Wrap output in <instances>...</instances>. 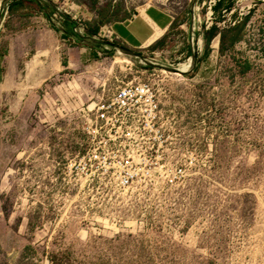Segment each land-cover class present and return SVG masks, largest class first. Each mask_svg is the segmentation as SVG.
I'll return each mask as SVG.
<instances>
[{
  "label": "rangeland",
  "instance_id": "rangeland-1",
  "mask_svg": "<svg viewBox=\"0 0 264 264\" xmlns=\"http://www.w3.org/2000/svg\"><path fill=\"white\" fill-rule=\"evenodd\" d=\"M50 3L48 24L20 25L0 0L1 58L24 25L54 32L67 18L93 37L87 29L147 7L174 23L128 63L110 48L67 70L63 48L55 61L45 50L0 94V264H264V0ZM247 16L233 48L221 53L218 35L205 50L204 32ZM47 64L53 76L37 74ZM136 78L149 79L164 114L176 117L181 136L165 157L186 172L126 192L84 185L68 165L84 151L88 111Z\"/></svg>",
  "mask_w": 264,
  "mask_h": 264
},
{
  "label": "built area",
  "instance_id": "built-area-1",
  "mask_svg": "<svg viewBox=\"0 0 264 264\" xmlns=\"http://www.w3.org/2000/svg\"><path fill=\"white\" fill-rule=\"evenodd\" d=\"M96 37L112 43L111 26L102 27ZM157 94L149 79L136 78L94 103L82 127L84 151L68 165L69 174L84 185L119 192L164 178L181 179L185 165L165 157L181 134L176 117L164 114Z\"/></svg>",
  "mask_w": 264,
  "mask_h": 264
},
{
  "label": "crops",
  "instance_id": "crops-1",
  "mask_svg": "<svg viewBox=\"0 0 264 264\" xmlns=\"http://www.w3.org/2000/svg\"><path fill=\"white\" fill-rule=\"evenodd\" d=\"M50 2L51 0H8L4 5L8 10L9 18L16 24L27 25L30 22L43 25L48 24L49 19L44 6H50ZM16 8L18 10H15ZM57 13L61 14L60 9H57ZM61 16L63 19V15ZM63 21L65 25L54 32L45 26L35 31L32 27L24 28V25L20 28L22 30L9 36L10 38L5 43L4 56L0 57L1 95L12 91L14 87L12 80L21 77L24 73L22 65L26 67L28 59L29 63L33 62L37 54L45 50L50 57L53 55L52 60L55 61L56 51L63 48L64 52L57 58L59 65L67 70H77L82 64L95 59L100 52L113 47L126 48L131 51L152 48L170 32L174 18L161 8L147 7L128 18L112 23L114 41L112 43L104 41L105 45L97 43V34L93 37L77 36L78 28L67 18ZM84 37H89V40L83 39ZM69 42L79 44L72 47L70 44L67 45ZM30 55L32 59L28 58ZM54 66L44 65L43 70L38 71L37 74H42L44 77L53 76Z\"/></svg>",
  "mask_w": 264,
  "mask_h": 264
},
{
  "label": "trees",
  "instance_id": "trees-1",
  "mask_svg": "<svg viewBox=\"0 0 264 264\" xmlns=\"http://www.w3.org/2000/svg\"><path fill=\"white\" fill-rule=\"evenodd\" d=\"M223 1H220L214 11H217L221 7ZM230 6L227 10H230ZM249 20V16L245 17L243 22L235 25L232 28L227 29L226 31H220L216 26L211 27L208 31L204 32V48L207 51L208 47L212 41L219 35L220 36V52H224L226 49L233 48L237 43L242 39V31L245 23ZM88 33L92 36H95L99 31L95 30L93 32L90 29H87ZM230 34V36H228ZM78 36V35H77Z\"/></svg>",
  "mask_w": 264,
  "mask_h": 264
},
{
  "label": "bare ground",
  "instance_id": "bare-ground-1",
  "mask_svg": "<svg viewBox=\"0 0 264 264\" xmlns=\"http://www.w3.org/2000/svg\"><path fill=\"white\" fill-rule=\"evenodd\" d=\"M115 55H116V61H120V62H131V57L130 56H128L127 54H125L124 52H122V51H117L116 53H115ZM93 106V105H92Z\"/></svg>",
  "mask_w": 264,
  "mask_h": 264
},
{
  "label": "water",
  "instance_id": "water-1",
  "mask_svg": "<svg viewBox=\"0 0 264 264\" xmlns=\"http://www.w3.org/2000/svg\"><path fill=\"white\" fill-rule=\"evenodd\" d=\"M8 0H2V3H6ZM3 8H4V6H3ZM3 10V9H2ZM61 14L63 15V13L61 12ZM77 33V35L78 36H81L82 34H80V33H78V32H76ZM83 39H85V40H89V37H84ZM113 48H117L119 51H122V52H124L125 54H127L128 56H130V57H132V56H135V54L131 51V50H129V49H126V48H119V47H113ZM177 72V71H176Z\"/></svg>",
  "mask_w": 264,
  "mask_h": 264
}]
</instances>
